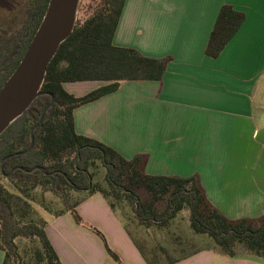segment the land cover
Instances as JSON below:
<instances>
[{
    "label": "crops",
    "instance_id": "obj_1",
    "mask_svg": "<svg viewBox=\"0 0 264 264\" xmlns=\"http://www.w3.org/2000/svg\"><path fill=\"white\" fill-rule=\"evenodd\" d=\"M245 18L215 58L205 54L219 9ZM112 41L167 60L158 80H125L74 109L75 130L123 157H144L154 175L196 176L207 200L231 219L264 214V0H124ZM105 81H67L81 96ZM46 221L62 264H147L131 234L99 193ZM227 217V216H226ZM228 218V217H227ZM99 232V233H98ZM108 246L119 256L114 260ZM3 251L0 249V264ZM168 264H264L200 249Z\"/></svg>",
    "mask_w": 264,
    "mask_h": 264
},
{
    "label": "trees",
    "instance_id": "obj_2",
    "mask_svg": "<svg viewBox=\"0 0 264 264\" xmlns=\"http://www.w3.org/2000/svg\"><path fill=\"white\" fill-rule=\"evenodd\" d=\"M48 1L14 0V6L6 13L7 19L0 24V87L22 58ZM123 3L124 0L87 2L89 13L77 18L72 32L59 45L41 87L54 95V103L34 130L32 147L16 154L29 146L31 129L51 100L47 94L37 96L0 134L2 264H62L47 236L46 221L36 215L33 203L54 215L69 211L80 223L77 203L96 192L112 210L119 209L126 221L136 220L139 226L147 228L164 227L178 212L187 209L190 229L207 235L214 244L206 249L233 257L241 247L243 253L264 259V214L255 219H229L207 200L196 176L148 174L143 170L142 154L127 159L101 141L76 132L73 115L76 107L116 91L121 81L158 80L165 70V58L148 57L135 48L113 43ZM244 18V12L223 4L205 54L217 57ZM67 81L105 83L76 96L63 87ZM99 165L105 168V184L94 179ZM33 168L36 169L30 171ZM3 181H8L11 188ZM47 191L62 199L63 207L53 208L45 196ZM69 191L80 192L82 196L69 202ZM161 201L165 202L163 209L157 205ZM125 204L130 206L133 216L124 211ZM127 230L147 264L172 263L203 249L177 257L166 246H159L158 250L150 248L148 254L128 227ZM16 239L25 242L20 246ZM103 241L108 254L119 261L118 254L104 238Z\"/></svg>",
    "mask_w": 264,
    "mask_h": 264
},
{
    "label": "water",
    "instance_id": "obj_3",
    "mask_svg": "<svg viewBox=\"0 0 264 264\" xmlns=\"http://www.w3.org/2000/svg\"><path fill=\"white\" fill-rule=\"evenodd\" d=\"M80 1H48L42 20L22 58L0 87V134L30 106L37 96L47 94L51 97L31 129L29 146L16 154L25 153L32 147L34 130L54 103V95L43 91L41 87L49 62L59 45L74 28ZM34 169L36 168L30 171Z\"/></svg>",
    "mask_w": 264,
    "mask_h": 264
},
{
    "label": "rangeland",
    "instance_id": "obj_4",
    "mask_svg": "<svg viewBox=\"0 0 264 264\" xmlns=\"http://www.w3.org/2000/svg\"><path fill=\"white\" fill-rule=\"evenodd\" d=\"M14 0H0V24L4 22L7 18L5 17L6 13L9 11L13 4ZM95 3L97 0H81L79 3L78 8V17H83L84 15H87L89 13L90 9H87V2ZM87 10V11H86ZM88 83L95 82V81H87ZM104 175H105V168L101 165L98 166V168L95 170V176L94 179L101 181L105 184L104 181ZM5 185H7L9 188H11L8 181H3ZM40 189L37 188V191ZM139 194L142 197H146V194L143 190H139ZM45 196L48 201L51 202V206L55 209L63 207V200L58 198L57 196L53 195L51 192L47 191L45 192ZM82 196V193L77 191H69V202H73L76 199H79ZM105 199V198H104ZM106 200V199H105ZM107 201V200H106ZM108 204V202H107ZM109 205V204H108ZM159 209H163L165 202L161 201L158 204ZM33 206L36 210V215L43 218L45 221H50L52 214L46 210H44L42 207H40L38 204L33 203ZM110 207V206H109ZM111 208V207H110ZM112 210V209H109ZM124 211L129 214V216L132 215V210L130 206L125 204ZM224 212L227 214L229 219L230 216H228L227 210H224ZM112 213H114L120 221L125 224H127L128 229L133 234L135 239L139 244H141L146 252L149 254L150 248H155V250H158L159 246H166L172 255L174 256H181L183 254L188 253L189 251H192L194 249L199 248H205L213 244L211 239L204 234H196L194 233L189 226V211L187 209H183L180 212H178L173 219H171L168 224L164 227H157L155 225L151 227H145V226H139L136 223V220L130 222L129 220H125L126 218L122 214L119 209L112 210ZM258 218V217H256ZM255 219V218H254ZM85 228H89L93 231H96L97 228H95L92 224H90L87 221H82L80 223ZM18 244L21 246L25 241L23 239H16ZM239 251L243 253V248L238 247ZM161 258H163L161 256Z\"/></svg>",
    "mask_w": 264,
    "mask_h": 264
}]
</instances>
